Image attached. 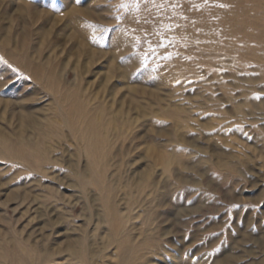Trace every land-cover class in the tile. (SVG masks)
Returning a JSON list of instances; mask_svg holds the SVG:
<instances>
[{
  "label": "rangeland",
  "instance_id": "374dc122",
  "mask_svg": "<svg viewBox=\"0 0 264 264\" xmlns=\"http://www.w3.org/2000/svg\"><path fill=\"white\" fill-rule=\"evenodd\" d=\"M263 44L264 0H0V264H264Z\"/></svg>",
  "mask_w": 264,
  "mask_h": 264
},
{
  "label": "bare ground",
  "instance_id": "6f19581e",
  "mask_svg": "<svg viewBox=\"0 0 264 264\" xmlns=\"http://www.w3.org/2000/svg\"><path fill=\"white\" fill-rule=\"evenodd\" d=\"M74 9H75V8H74ZM81 10H82V9H81ZM68 16H69V15H68ZM67 22H69V21H67ZM69 24H70V23H69ZM75 26L77 27L76 23H75ZM75 26H74V27H75ZM78 27H79V26H78ZM68 29H69V28H68ZM76 29H77V28H76ZM78 29H79V28H78ZM77 31H78V30H77ZM261 33H262V32H261ZM258 34H260V33L258 32ZM258 34H257V35H255V34H251L249 37H251V38L254 37V40H255V38L258 36ZM76 35H77V34H75V36H76ZM251 38H250V39H251ZM251 41H252V40H251ZM262 41H263V40H262ZM259 42H260V41H259ZM255 44H256V43H255ZM259 44H260V43H259ZM263 45H264V44H263Z\"/></svg>",
  "mask_w": 264,
  "mask_h": 264
},
{
  "label": "snow or ice",
  "instance_id": "6c2138e0",
  "mask_svg": "<svg viewBox=\"0 0 264 264\" xmlns=\"http://www.w3.org/2000/svg\"><path fill=\"white\" fill-rule=\"evenodd\" d=\"M122 7L124 6V5H121ZM221 6H223V5H221ZM165 46V43H164V40H163V38L161 39V42H160V44H159V47H164ZM177 83H179V81H177Z\"/></svg>",
  "mask_w": 264,
  "mask_h": 264
}]
</instances>
